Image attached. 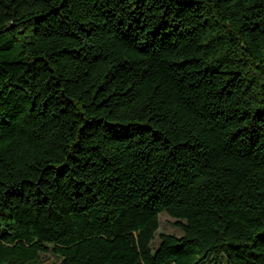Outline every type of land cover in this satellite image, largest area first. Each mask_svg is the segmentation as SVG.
I'll return each instance as SVG.
<instances>
[{
    "label": "trees",
    "instance_id": "trees-1",
    "mask_svg": "<svg viewBox=\"0 0 264 264\" xmlns=\"http://www.w3.org/2000/svg\"><path fill=\"white\" fill-rule=\"evenodd\" d=\"M48 252L264 264V0H0V264Z\"/></svg>",
    "mask_w": 264,
    "mask_h": 264
},
{
    "label": "rangeland",
    "instance_id": "rangeland-1",
    "mask_svg": "<svg viewBox=\"0 0 264 264\" xmlns=\"http://www.w3.org/2000/svg\"><path fill=\"white\" fill-rule=\"evenodd\" d=\"M160 226L158 231L155 234V238L153 240V248H156L160 243V234H172L176 236H181L183 234V230L176 223L177 219L171 217L166 212H163L159 215ZM62 258L55 255L52 252L43 253L41 255V263L40 264H61ZM221 264H225V260L223 259Z\"/></svg>",
    "mask_w": 264,
    "mask_h": 264
}]
</instances>
